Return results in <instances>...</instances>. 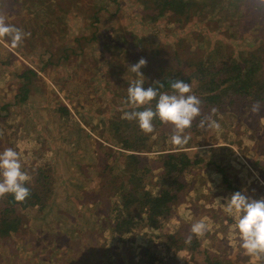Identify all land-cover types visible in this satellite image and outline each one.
<instances>
[{
	"label": "trees",
	"instance_id": "trees-1",
	"mask_svg": "<svg viewBox=\"0 0 264 264\" xmlns=\"http://www.w3.org/2000/svg\"><path fill=\"white\" fill-rule=\"evenodd\" d=\"M15 1L17 0H7V3L10 6L11 2ZM64 1L65 0H22L18 5L20 8L26 7L29 9L31 6L33 8L42 7L43 4L48 7V5H53L54 3L60 4ZM137 1L144 7L142 15L144 20L150 19L155 22L158 20L164 21V26L169 33L172 32V27H167V25L174 26L177 24L179 27H173V30L178 29L177 32L170 38L168 36H163L160 39L154 40L153 37L148 36L143 29H138L136 27L137 30L129 29L128 31L121 32L119 39H115L111 36L110 32L106 31H103V37H99L98 35V37L94 39V30H92L90 39H88L87 43L94 40L93 44H97V42L100 41V43H98L100 44L99 49L105 50L102 62L107 61L108 64V66L104 68L106 69L104 76H115L116 84L118 85L116 90L112 88L111 93L112 105L119 111L116 112L115 117L113 116L110 118L111 134L109 139L114 145L124 150L142 151L145 149V151L148 152L159 151L155 155V160L152 161L156 165V168L159 169V190L153 193L149 188L142 185L143 179L147 177V174H151L150 170L152 171L149 162L144 161L142 156L139 154L127 153V151H114L109 147L99 145V148H103L104 152L110 150L113 154L111 163L113 167L117 169L113 168L114 172L111 177H115L116 179L121 178V188L128 190L121 196L120 200L117 201L118 203H112L108 206V209H104L98 205L97 207H93L94 204L90 202L89 209L84 205L82 210H78V208H76L78 204H76L75 201L72 202L74 206H76L75 209L74 206H72V209H69V211H73L71 215L78 220L82 221L86 218L84 221L85 226H87V217H90L87 214V209L95 210L91 224L95 225L98 229H102L107 238L109 235H115L116 239L118 238L123 241V244L129 242L127 237L133 234V232L130 231H134L133 228L136 226L137 222L146 220V222L149 223V227L152 230H156L158 224L163 225L166 221L168 222L171 219H176L177 221L183 219V215L177 214L174 210L181 206H187L189 203L187 199L183 200L182 196H180L182 187L186 185V180L182 173L185 169H189L190 173H192L198 165V167H202V170L204 169L203 165H205V161L202 162V158L199 156L191 157L186 150H179L180 148L176 146L172 145V148H175V150H167L170 149L166 147V144L167 142H171V124L161 123L158 118H154L153 132L145 133L138 127L135 120L123 118V113L131 110L127 102V88L130 83L137 79H142L145 80L144 86L147 87L148 85L155 86L153 81L159 80L163 84L161 91L170 93L172 90L169 84L172 80L182 79L189 82L191 87L190 94L200 99V113L203 111V115L196 117L192 126L186 129L185 133L190 130L196 131L195 133L198 131H206L208 128V121L206 118L210 117L214 121H219L220 119L213 116L217 115L212 112L215 107H217V110L221 109L220 111H226L228 107L238 102V100H243L245 97H250L251 102L263 103L262 105L264 107V0ZM201 4L202 6L200 8H194V6L199 7ZM118 7L119 5L115 8L113 13H106L105 17H110L120 12ZM103 9L107 10L105 6L99 5L96 10L95 8L89 10L88 14L91 13L94 22L98 23L103 16ZM66 10L67 9H64L59 12L58 16L66 17V15L71 14L70 11ZM3 19L6 23L8 22L6 17L3 16ZM33 24L34 25L30 27L29 31L26 32L30 33V39L33 38L36 30L41 28V25ZM94 27L95 26H93V28ZM124 27L125 24H119L117 28L111 30H115V33H119ZM158 27L162 28L161 25H158ZM189 28H202L204 31L202 38L203 42L201 43L203 55L200 58H196L197 54H194L196 46L194 48L189 47L186 50H180L175 45L178 37L189 34ZM65 32L66 29L64 26L63 31L60 33V38L64 36ZM208 34H214L220 38L212 42L211 39L214 38V36ZM88 35L89 33H87V36ZM4 40H7V38ZM246 42H248V45L259 44V46L248 51V48L245 47ZM7 43H10L11 48H14V50L17 48L22 53L25 52L23 49L25 47L27 48V45L22 42L18 43L20 48L18 46L12 47L10 41ZM64 45H66V49H68L67 52H72L73 57H76V50L71 47L68 42H64ZM163 48L166 50L164 51ZM179 52L182 53L187 60H182V57L178 56ZM236 52L238 55H236ZM10 55V50L4 51L2 56L0 55V69L4 70L5 67H8V70L12 73V79L8 81L7 86L12 83H17V85L15 88L16 92L15 90L13 91L15 94L11 98V101L3 99L4 97L9 98L11 95L8 93V95L5 94L6 90L0 87V142L3 149L8 143L10 146L9 148H14L15 150L21 149L22 151L25 150L26 153H28L34 137L32 135L33 133L26 135L20 131L19 137L15 138L17 140V145L15 146L9 143V141H14V138L10 140L6 137V134L2 137L3 132L6 133L7 129H13L15 125H19L22 121L19 117L20 113H17V116L15 114L17 109H21L17 104H27L25 103L26 101L34 100L31 90L32 77L35 76V73L29 68L23 70V65L15 61ZM63 57L67 59V55ZM141 58L146 60V64L143 65L140 70L143 75H137L128 67L138 62ZM154 60L160 65L157 67V70H153L155 68H153L151 64V61ZM162 61H165V63L161 65ZM95 64L97 66L95 72L92 71L90 75L94 74L95 76L104 70L99 69L100 64L98 61H96ZM125 72L128 75L123 78ZM129 73L132 74L131 78H129ZM21 78L25 80L21 81ZM103 83L105 87L108 88V83L104 80ZM9 89L12 90V88ZM155 104L156 100L153 99L150 104L143 105L138 110H143L145 107H152L154 109ZM65 111H67V109L64 107L57 108L56 111H51L55 114V121L58 122L61 128L60 132L58 129L56 130L51 127L47 129L45 133L50 135L58 134V138L66 144L68 149L60 151L59 149L54 150L47 147L44 150L45 139L43 137L35 139L34 142L40 143L41 148L28 155V167L33 172L32 179L29 177V180L26 181V186L30 189L29 196L23 201H16L11 194L6 193L0 195V248H3L6 240H10L18 234L17 231L20 230L21 226L24 224L25 214L35 213L39 219L45 221L44 224L48 225L49 229L51 227H53L54 230L55 228H60L61 220L59 216L62 217L63 215V213H61L62 209L57 210V213L53 210L55 209V207L53 208V204L58 207V202L56 201L58 194V178L57 174L54 172L56 166H53L56 160L49 158V154L53 156L62 154L66 160L68 159L70 161L73 159V165L75 164L76 167H80L83 162L77 158L76 150L82 145V137L85 138L87 143V136L84 135L85 132H82L83 134L76 139L75 142L74 139L69 140L68 136L62 135L64 131L70 129L72 133L76 130L82 131L77 122L67 118ZM202 119L205 120V126L203 127L200 126V121ZM98 133L100 134L101 132ZM191 137L184 146H191V144H193V142H191ZM158 142L160 144L156 146ZM18 145L21 147H18ZM99 167L101 171L97 169L95 163L92 162L89 171H96L97 169L96 175L99 177L103 174L102 171L104 170L100 165ZM75 170L79 172L78 175H84L82 177L89 175V172L85 174L83 170ZM225 171L220 161L216 167V172L223 176V181L226 180L228 182L227 188H232L234 191L244 190L251 196L255 191H260L251 188V182L245 177H240L242 182H246V185L241 182V184H243L241 187H245L241 188L238 186L236 188L237 182H240L237 180L238 177L234 180L227 179ZM205 185L204 182L201 183V187L204 189H206ZM69 195H71V193L66 194L65 197L67 198ZM67 199L69 200V198ZM91 201L97 203L99 200L93 198ZM69 205L71 207V204ZM63 211H68V209L66 208V210ZM54 213H56V215H53ZM66 215H68L67 212ZM100 218L104 219V221L102 222ZM229 219L234 223L231 217ZM69 222L70 220L67 219L63 224L67 226ZM94 230L97 231L96 229ZM188 230L186 236H183L182 232H171L170 230L168 233L159 237L163 240L161 241L162 244H160V249H158V251L154 249L150 252L148 256L149 264H163L167 260L171 261L174 254L178 255L181 252L191 254L190 257L195 254H201L202 257H200V259L205 260L206 264H219L218 261L216 262L219 255L213 256L209 252V250L214 247L211 246L210 248L209 243L211 242L208 240V237L205 236V238H202L204 235L197 237L195 234L191 233L190 229ZM56 233L59 234V237L66 238L65 241H71L73 244H76L75 248L72 250L64 249L60 252L56 251L51 246L36 248L34 243L28 242L29 238L24 236L23 240H25V242L24 246L21 248L24 257L28 255L26 259L21 257L19 260V258H17L18 264H87L89 261L92 262L91 264H96V260L94 262V260L91 259L92 249H86L83 247L86 244L76 240L77 237L81 239L84 232ZM87 233L89 234L90 230H88ZM91 233L98 234V232ZM213 235L214 239L218 236L216 234ZM122 236H124V238H122ZM189 237H191L190 241ZM87 242L91 243L89 239H87ZM94 242L96 246L98 245L99 247L96 252V259L100 261L98 264H109L110 262L104 257L107 252L105 242L102 239L95 240ZM199 244H201V247ZM100 256L102 259H99ZM6 258L7 257H4V260ZM4 264H7L6 260ZM116 264L122 263L117 261ZM220 264H228V259Z\"/></svg>",
	"mask_w": 264,
	"mask_h": 264
},
{
	"label": "rangeland",
	"instance_id": "rangeland-1",
	"mask_svg": "<svg viewBox=\"0 0 264 264\" xmlns=\"http://www.w3.org/2000/svg\"><path fill=\"white\" fill-rule=\"evenodd\" d=\"M21 1L11 2L9 6L7 0H0V18L6 17L8 24L12 23L13 25L14 23V26L20 28L24 33L29 31L30 27L34 25L33 23L41 25V28L36 30L32 39L29 38L30 33H27L22 38L21 42L27 45V48L23 49L24 53L17 48L15 50L11 48L10 43L6 45L5 40H0V55L2 56L4 51L10 50V56L23 65V70L29 68L35 73V76L32 77L31 90L34 100L26 101L25 103L27 104H17L21 109H17L15 114L17 116V113H20L19 117L22 121L21 123L19 122V125H15L13 129H7L6 133L3 132L2 137L6 134V137L10 140L14 138V141H9V143L15 146L17 145L15 138L19 137L20 131L26 135L33 133L34 137L31 142L30 151L26 153L25 150H16L20 154L22 170L28 174L30 179L33 177V172L28 167V155L41 148L40 143L34 142L35 139L40 137L45 139L44 150L47 147L54 150L59 149L60 151L68 149L66 144L58 138V134L50 135L45 133L51 127L56 130L58 129L59 132L61 129L58 122L55 121V114L51 111H56L60 107L66 108L65 115L67 118L77 122L82 131L76 130L72 133L70 129L64 131L62 135L68 136L69 140L74 139L75 142L83 134L82 132H85L84 135L87 136V143L85 138L82 137V145L76 150L77 158L83 162L80 167H76L75 164L73 165V159L70 161L66 160L62 154L57 156L49 154V158L56 160L53 166H56L54 172L58 178V194L56 197L58 207L53 204V208L55 207L53 210L57 213V210L62 209L61 213L63 215L62 217L59 216L62 226L60 225V228H55V230L51 227V230V228H48V225L44 224L45 221L39 219L35 213L25 214L24 226L22 225L21 229L17 231L18 234L12 239L6 240L3 248H0V263L4 264L6 260L7 264H18L17 258L19 260L21 257L26 259L28 254L24 257L21 248L24 246V236L29 238L28 242L34 243L36 248L51 246L60 252L64 249L72 250L76 244H73L71 241H65L66 238L59 237V234L56 232H84L82 238L77 237L76 240L86 244L83 246L86 249H92L91 259L94 262L96 260V264L100 262L96 259V252L99 247L98 245L96 246L94 241L100 239L105 242L107 252L104 257L110 262L109 264H116L117 261L122 264H149L148 256L150 252L154 249L158 251L160 244H162L161 241L163 240L159 237L170 230L171 232H182V235L186 236V232L189 231L188 229H191V225L202 219L211 228L210 231L204 233L202 238L208 237V240L211 242L209 243L210 248L215 245L214 248L209 250L210 254L213 256L219 255L218 259H216V262L218 261L219 264L227 260L228 232L238 231L234 229V223L229 219L230 216L223 211V201L221 198L230 195L234 190L227 188L228 182L225 180L226 184L223 181V176L216 172V167L221 161L226 170L227 179L234 180L238 177L237 180L240 182H237L236 188L246 183L241 180V178L245 177L251 182V188L260 190L259 192L255 191L252 196L256 198L264 196L263 103L251 102L250 97H245L243 100H238V102L228 107L226 111H220L221 109H218V111L217 107H215L212 112L213 114H217L213 116H216L217 119L220 118L219 121L216 120L219 124L218 129L208 127L206 131L195 133L196 131L190 130L185 133L190 137L192 136L191 142L193 144L191 146H184L179 150H186L191 157L199 156L202 158V162L205 161V165H203L204 169L202 170V167H198V165L192 173H190L189 169H185L182 173L186 180V185L182 187L180 196H182L183 200L187 199L189 203L187 206H181L174 210L177 214H182L183 219L179 221L171 219L163 225L158 224L156 230H152L146 220L137 222L133 228L134 231H130L133 234L127 237L129 242L124 244L121 239H116L115 235H109L107 238L102 229H98L95 225L91 224L95 210H88L89 204L91 202L94 204L93 207H97L98 205L104 209H108V206L119 201L128 189L124 190L121 188V178L116 179L115 177H111L114 172L113 168H115L111 163L113 154L110 150L104 152L103 148H99V145L109 147L111 150L118 152L127 151V153L139 154L144 158V161H148L149 166L152 167V171L150 170L151 174H147V177L143 179L142 185L149 188L153 193L159 190V169L152 162L159 151L148 152L145 149L142 151L124 150L110 141V118L115 117L116 112L119 111L112 105L111 93L112 88L116 90L118 85L116 84L115 76H104L106 70L104 68L108 64L107 61L102 62L105 50L99 49L100 44L98 43L100 41L97 44H93L94 40L89 43L87 41L90 39L92 30H94V39L98 35L99 37H103V31L110 32L111 36L119 39L121 32L128 31L129 29L137 30L136 27L143 29L154 40L160 39L163 36L170 38L178 30H173V27L179 26L177 24L174 26L166 24L167 27H172V32L169 33L164 26V21L144 20L142 16L144 7L137 0H65L60 4L54 3L53 5H48V7L42 4V7L33 8L31 6L29 9L26 7L20 8L18 3ZM99 5L105 6L107 10H102L103 16L96 23L92 14H88V11L93 8L96 10ZM118 5L120 12L110 17H105L106 13H113ZM201 6L202 4L199 7L194 6V8H200ZM64 9L70 11L71 14L66 15V17L58 16V13ZM119 24H125V27L119 33L111 30L117 28ZM158 25H161L162 28L158 27ZM64 26L66 32L60 38V33L63 31ZM93 26L95 27L93 28ZM188 31L189 34L177 38L175 45L180 50L196 46L194 54H197L196 58H200L203 55L201 43L203 42L204 31L202 28H189ZM87 33H89L88 36ZM208 35L214 36L211 39L212 42L220 38L214 34ZM64 42H68L76 50V57H73L72 52H67L68 49H66L67 47L64 45ZM257 46L259 44L248 45V42L245 43L248 51L253 48L255 49ZM163 50L165 51L166 49L163 48ZM64 55H67V59L63 57ZM236 55H238L237 52ZM178 56H181L182 60H187L180 52ZM96 61L100 64L99 69L104 70L95 76L94 74L90 75L92 71L95 72V68L97 67ZM155 61H151L153 68H155L153 70H157V67L160 66ZM164 63L165 61H162L161 65ZM127 75L125 72L123 78ZM131 77L132 74L129 73V78ZM11 79L12 73L8 70V67H5L4 70L0 69V87L6 90L5 94L11 95L9 98H3L6 101H11L16 92L17 83L7 86L8 81ZM22 80L25 79L21 78ZM103 80L108 83V88L105 87ZM9 88H12V90ZM14 90L15 92L13 93ZM200 115H203V111ZM98 132L101 133L99 134ZM159 144L158 142L156 146H159ZM172 145L171 142H167L166 147L170 148L167 149L168 151L175 150V148H172L174 145ZM9 147L7 143L4 149ZM18 147L21 146L18 145ZM4 149L0 142V151ZM92 162L95 163L97 169L100 170L99 165L104 168L103 174L99 177L96 175L97 169L96 171H89ZM75 169L83 170L85 174L89 172V175L82 177L84 175H78L79 172ZM203 182L206 184V189L201 187V183ZM70 193L71 195L67 197L69 198L68 200L65 196ZM79 196L81 197L78 198ZM92 197L99 201L97 203L91 201L93 200ZM73 201L78 204L77 207L74 206ZM69 204H71V207ZM84 205L87 206V214L90 216L89 218L86 216L87 226L84 223L86 218L82 221L78 220L71 215L73 211H69V209L73 208L72 206H74V209L76 207L78 210H82ZM66 208L68 211L64 212L63 210H66ZM66 212L68 215H66ZM56 213L53 215H56ZM66 218L70 220L69 224H67L68 227L66 224H63L64 221H67ZM100 220L104 221L102 218ZM88 230H90L89 234L87 233ZM91 232H98V234ZM213 234L219 235L214 239ZM87 239L91 243L87 242ZM217 244L219 246L216 247ZM199 246L201 247V244ZM175 255H173L171 261L167 260L163 264H206L205 260L200 259L202 257L201 254H195L190 257L191 254L181 252ZM4 257L7 258L4 260ZM99 259H102V257L100 256ZM91 263L89 261L87 264Z\"/></svg>",
	"mask_w": 264,
	"mask_h": 264
},
{
	"label": "clouds",
	"instance_id": "clouds-1",
	"mask_svg": "<svg viewBox=\"0 0 264 264\" xmlns=\"http://www.w3.org/2000/svg\"><path fill=\"white\" fill-rule=\"evenodd\" d=\"M18 27L6 23L0 18V40L11 42L15 47L26 36ZM146 60L141 58L128 68L137 75H143L140 71ZM145 80L137 79L127 88V102L131 110L123 113V118L135 120L138 127L145 133L154 130L153 120L158 118L161 123L171 124V143L177 148H182L188 143L190 137L185 130L190 128L193 121L200 115V99L191 93L189 82L182 79L172 80L169 84L170 93L161 91L163 84L154 80L153 85L144 86ZM155 99V108L145 107ZM207 126L219 128V124L210 117L206 118ZM200 126H205V120L200 121ZM29 180L28 174L22 170L20 154L13 148L0 151V195L11 194L16 201L25 200L30 189L26 186ZM219 198V197H218ZM223 211L234 220V229L238 231L241 247L248 254L259 255L264 253V196L259 198L248 195L244 190H236L230 195L221 198ZM210 226L205 221L199 220L191 225V233L197 237L210 231ZM191 237H189L190 241Z\"/></svg>",
	"mask_w": 264,
	"mask_h": 264
},
{
	"label": "crops",
	"instance_id": "crops-1",
	"mask_svg": "<svg viewBox=\"0 0 264 264\" xmlns=\"http://www.w3.org/2000/svg\"><path fill=\"white\" fill-rule=\"evenodd\" d=\"M218 242L221 244L220 241ZM217 246L219 245L217 244L216 247ZM213 247H215V245H213ZM227 253L228 264H264V253L251 255L241 247L238 232H228Z\"/></svg>",
	"mask_w": 264,
	"mask_h": 264
}]
</instances>
